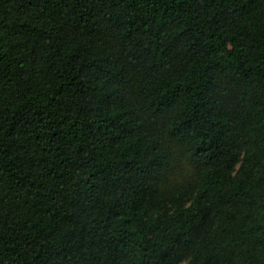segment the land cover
<instances>
[{
	"label": "trees",
	"instance_id": "obj_1",
	"mask_svg": "<svg viewBox=\"0 0 264 264\" xmlns=\"http://www.w3.org/2000/svg\"><path fill=\"white\" fill-rule=\"evenodd\" d=\"M0 264H264V0H0Z\"/></svg>",
	"mask_w": 264,
	"mask_h": 264
}]
</instances>
